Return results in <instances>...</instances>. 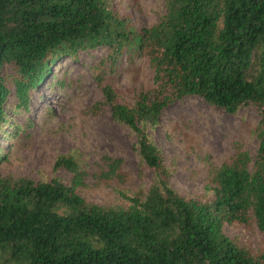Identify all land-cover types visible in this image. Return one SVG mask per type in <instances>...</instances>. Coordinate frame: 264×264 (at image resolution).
Instances as JSON below:
<instances>
[{"label": "trees", "instance_id": "trees-1", "mask_svg": "<svg viewBox=\"0 0 264 264\" xmlns=\"http://www.w3.org/2000/svg\"><path fill=\"white\" fill-rule=\"evenodd\" d=\"M162 2L158 22L137 30L113 0H0V134L11 95L6 65L15 69L16 108L28 110L30 93L64 58L103 47L113 71L123 55L145 57L151 91L132 106L118 103L110 85L102 94L112 120L135 135L139 158L155 174L146 192H119L123 204L115 206L77 193L85 173L71 156H59L53 167L71 174L69 185L0 177V264H264V254L255 257L224 233L225 225L252 219L264 233V0ZM185 97L229 115L245 106L260 114L253 161L239 152L214 170L211 201L174 191L147 133ZM104 161L100 179L122 182V161Z\"/></svg>", "mask_w": 264, "mask_h": 264}, {"label": "rangeland", "instance_id": "rangeland-1", "mask_svg": "<svg viewBox=\"0 0 264 264\" xmlns=\"http://www.w3.org/2000/svg\"><path fill=\"white\" fill-rule=\"evenodd\" d=\"M113 7L137 30L156 24L164 14L162 0H113ZM3 73L11 95L6 105L8 124L0 134V177L35 182L57 179L69 185L71 174L53 167L59 156H71L85 173L77 193L104 206L123 204L119 192H146L154 184V172L136 152L135 135L112 120L102 94V86L110 85L118 103L134 105L140 93L153 89V70L147 58L123 55L113 71L103 47L64 58L50 66L49 74L30 93L28 110L16 108L11 83L14 66L6 65ZM97 76L103 78L102 85ZM259 122L254 106L229 115L198 97H185L170 104L147 133L161 149L174 191L206 202L214 198L210 183L214 170L231 164L239 152L253 161ZM106 156L122 161V182L100 179L107 170ZM224 233L255 257L264 254V233L253 219L247 224L225 225Z\"/></svg>", "mask_w": 264, "mask_h": 264}]
</instances>
